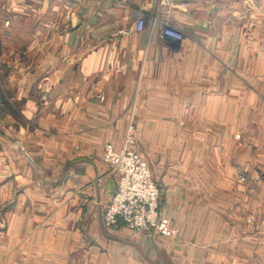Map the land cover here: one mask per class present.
Wrapping results in <instances>:
<instances>
[{
    "label": "crops",
    "instance_id": "obj_1",
    "mask_svg": "<svg viewBox=\"0 0 264 264\" xmlns=\"http://www.w3.org/2000/svg\"><path fill=\"white\" fill-rule=\"evenodd\" d=\"M128 132L174 237L102 221ZM262 221L264 0H0V264H264Z\"/></svg>",
    "mask_w": 264,
    "mask_h": 264
},
{
    "label": "built area",
    "instance_id": "obj_2",
    "mask_svg": "<svg viewBox=\"0 0 264 264\" xmlns=\"http://www.w3.org/2000/svg\"><path fill=\"white\" fill-rule=\"evenodd\" d=\"M183 5L187 6L188 2H183ZM147 24V17L142 13L138 14L135 28L144 31ZM161 32L164 36L175 39L184 38L183 31L169 24L164 25ZM103 159L113 171L117 170L119 173V184L105 211L103 223L110 227L125 223L136 230L166 235L175 233L169 220L159 212L160 190L152 179L147 162L129 146L116 151L110 143L105 146Z\"/></svg>",
    "mask_w": 264,
    "mask_h": 264
},
{
    "label": "rangeland",
    "instance_id": "obj_3",
    "mask_svg": "<svg viewBox=\"0 0 264 264\" xmlns=\"http://www.w3.org/2000/svg\"><path fill=\"white\" fill-rule=\"evenodd\" d=\"M179 124H180L179 122L175 123V125H173V123H172V125H171L170 128L171 129H175V131L177 132V128H178ZM133 127L132 128H129V130L130 131H133ZM134 137L135 136L132 133H129L128 134L127 146H129L132 150H135L147 162V164L149 165V168H150V170L152 172V179H153L154 183L157 185V187L160 190L159 212H160V214H161L162 217H166L169 220V223H170L171 227L175 229V233H173L171 235H166V234H162V233H160V234L161 235H164V236L174 237V236L177 235V231H178L177 226L175 225L174 220L171 217H169L168 215L164 214V212L162 210V206H161L162 205V199H163L164 192L167 190V187L169 188L170 186H173V183H171L169 181V184L166 187L165 185H163V183H161V181L159 180V177L158 176H160V173H163L164 169H165V171H170L171 173H173L174 175H176L177 167H176L175 164H173L176 160H172V159H174L173 153L159 154V152H157L155 150V148H152V146L147 145L145 143L144 144H141L140 143L141 146L140 147H138V146L136 147L137 143L136 142L134 143V141H135ZM241 137L242 136H241L240 133L239 134L238 133L236 134V138L237 139L238 138L241 139ZM172 138L175 139V140H177V136L176 135L175 136H172ZM196 138H198V137H196ZM196 138L193 136L192 137L193 140L191 139V141H193V142L196 141L197 142V139ZM210 138H212V137H209L206 142H209ZM131 144H133V145H131ZM116 151H121V150H117L116 149ZM189 154L192 156V158L193 157L196 158V156H200L201 155V153H199V152H195V153L194 152H191ZM102 157H103V155H102ZM214 159H217V157H214ZM104 162L109 166V164L105 160H104ZM167 162H169V163H167ZM163 165H165V166H163ZM114 171H117V170H114ZM239 180L241 182H246L247 181V177L243 174V175L240 176ZM118 184H119V181L117 182V186H118ZM186 186H187L188 189H191L192 190L194 185H191L190 184V185H186ZM115 191H116V189H115ZM113 195H114V193H113ZM113 195H112V198H113ZM112 198H111V201H112ZM110 202L107 204V206L105 207V210H104V212L102 214V221H103V218H104V215H105V211H106L108 205L110 204ZM123 226L129 227L125 223H121V225H119L118 227H113V228H120V227H123ZM107 227H110V226H107ZM129 228H131V227H129ZM262 228L264 229V221H262L261 227H259V228H257V226L254 227V229L255 230H258V231L260 229H262ZM131 229H133V228H131ZM133 230H135L137 232L159 233V232H149V231L136 230V229H133Z\"/></svg>",
    "mask_w": 264,
    "mask_h": 264
}]
</instances>
